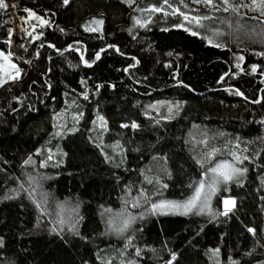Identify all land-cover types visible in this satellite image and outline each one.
<instances>
[{"label":"trees","instance_id":"16d2710c","mask_svg":"<svg viewBox=\"0 0 264 264\" xmlns=\"http://www.w3.org/2000/svg\"><path fill=\"white\" fill-rule=\"evenodd\" d=\"M4 2L0 50L11 43L19 74L0 87V264H105L122 243L107 209L136 192L183 199L232 153L246 171L227 215L216 198L208 217L151 218L126 234L129 252L140 264H208L217 248L264 263V15L220 0ZM188 7L211 19L182 22ZM112 144L121 156L110 160ZM46 147L58 156L41 169ZM60 205L76 211L62 224Z\"/></svg>","mask_w":264,"mask_h":264},{"label":"rangeland","instance_id":"374dc122","mask_svg":"<svg viewBox=\"0 0 264 264\" xmlns=\"http://www.w3.org/2000/svg\"><path fill=\"white\" fill-rule=\"evenodd\" d=\"M187 10H189V12H185L183 13V15H181V13H179L177 10L174 11H177L179 13L182 22L197 27L198 24L192 22V18L196 17L195 11H191L192 8L190 7H188ZM148 12H151V9L148 10ZM185 16L188 17L187 20L185 19ZM6 45H7L5 50L6 52L0 50V87H2L8 82L16 81L19 74V68L17 65V62L19 61L17 59H13L14 56L7 53L9 48L12 49V45L11 43ZM13 77H15V79H13ZM94 127L101 130L103 127L102 121L100 119H97L95 121ZM60 134L61 131H56L54 136L57 137ZM105 148H107L109 152L108 157H110V160H113V157L115 156L117 158L121 156V152L118 149L117 145H113V144L111 146L107 145L105 146ZM37 154L41 156V161L39 164L41 169H43V167L47 165L56 162L57 160L56 158L58 156V152L53 151L47 147L44 148L43 151H37ZM235 157H238V159H236ZM239 161L240 158L235 153L230 154V158L215 159L212 163L208 165L206 170L203 172L199 183L191 191V193L187 197L180 200L168 199L160 195L145 197L142 192H136L137 194L142 195V197L139 198H136L137 194L133 196L126 194L125 195L126 199L122 200V203L120 205H118L115 208H109L104 213V222L106 225V230L115 240H122V243L120 246L111 247V249H109L107 253L101 255L100 259H102L105 264H140L137 257L134 255L135 251L129 252V250H131L132 248L131 246L132 242L131 239L129 238V235L126 236V234L127 233L130 234V232L133 231L134 228H136L137 226L141 225L143 222H146L151 218H155L159 216L208 217L213 213V210L216 208V198H218L219 200V207L221 209V213H224L229 208L232 209L234 207L232 202L234 201L235 204V200L231 195H227L228 188L231 185L240 184L244 178L245 171L243 172V175H240L237 178H234L233 180L225 183L221 176L212 173L210 169L216 167L218 164L227 163L233 165L236 168L244 170L245 168L242 167ZM224 170L227 171L226 169ZM47 180L48 177L41 175L39 181L47 182ZM201 182H203L204 184V188L202 189L201 192V198L199 201H197V207L192 209V211L187 212L186 214H184L183 209H180L175 212L169 211L167 214H161L159 212L153 213L152 211L153 204H159L161 202H166V201L178 202V203H183L188 201L189 199H191L196 195L197 189L200 188ZM29 183H30V187H29L30 191L34 193L32 195H35L34 187L37 184L36 178L34 177L30 178ZM210 185L215 187L216 189L215 192L211 191V188L209 187ZM155 187L157 190L160 191L163 187V184L157 181L155 183ZM221 191L224 194L221 195ZM225 201H228L229 203L226 204ZM53 211L59 224H62L61 222H63V219L71 220L76 213L75 210H73L70 206L67 205L66 206L60 205L59 207H56ZM125 225H127V227H125ZM205 256L207 258L208 264H236L235 260L230 257L223 260L217 248H208L205 252ZM257 264H264V263H257Z\"/></svg>","mask_w":264,"mask_h":264},{"label":"snow or ice","instance_id":"6c2138e0","mask_svg":"<svg viewBox=\"0 0 264 264\" xmlns=\"http://www.w3.org/2000/svg\"><path fill=\"white\" fill-rule=\"evenodd\" d=\"M65 3H68V0H64ZM194 3H203L209 7H217V5L215 4V0H193ZM220 2L224 5L223 7V11L224 12H228L231 11L234 14H238L239 12V8L240 7H249L251 8V10H256L259 11L261 15H264V0H251V5H246L241 3H235L234 0H220ZM165 3H167V0H165ZM7 5L4 2V0H0V8H6ZM161 9L159 8H153L152 11H160ZM25 11H29L28 9H25ZM31 15H34V13H30ZM181 15H183V13H181ZM185 19L187 20L188 17L185 16ZM207 19H211L210 16H203L200 18L197 17H193L192 18V22H195L197 24H200L201 20H207ZM96 23H102V21H95ZM264 23V22H262ZM203 26V25H201ZM242 27V26H240ZM193 35H196L195 32L192 33ZM216 35H220V33H216ZM217 46H221V45H217ZM260 55H264V53H260ZM97 58H99V56H97ZM240 60H243V57H239ZM237 67H239V65H237ZM256 67L255 65L252 66V72L256 71ZM18 74V73H17ZM13 79H15V77H13ZM259 102V101H257ZM125 127H127V125H125ZM133 127H135V125H133ZM236 159H238V157H235ZM224 169H226L227 171H225ZM210 171L212 173H215L218 176H221L223 178V181L225 183L233 180L234 178H237L240 175H243V172L246 171V169L242 170L239 168L234 167L231 164H218L216 167L210 169ZM215 183V182H214ZM211 188L212 192H215V187L210 185L209 186ZM204 188V184L203 182H201L200 184V188L197 189L196 195L194 197H192L191 199H189L186 202L183 203H178V202H171V201H166V202H161L159 204H153L152 205V211L153 213L159 212L161 214H167L169 211H178L180 209H183L184 214H186L187 212L192 211V209L197 207V201L200 200L201 198V192L202 189ZM225 203H229L228 201H225ZM233 206H234V201L232 202ZM228 211H231V208L227 209V211H225L223 214L227 215ZM125 227H127V225H125ZM250 232L254 231L253 229H249ZM2 243V242H0ZM139 254V253H137ZM173 259H175V256H173Z\"/></svg>","mask_w":264,"mask_h":264},{"label":"flooded vegetation","instance_id":"af4514ba","mask_svg":"<svg viewBox=\"0 0 264 264\" xmlns=\"http://www.w3.org/2000/svg\"><path fill=\"white\" fill-rule=\"evenodd\" d=\"M34 26V25H33ZM33 26L31 25L30 27V29H29V32L31 33L32 32V30H33Z\"/></svg>","mask_w":264,"mask_h":264},{"label":"water","instance_id":"95a60500","mask_svg":"<svg viewBox=\"0 0 264 264\" xmlns=\"http://www.w3.org/2000/svg\"><path fill=\"white\" fill-rule=\"evenodd\" d=\"M30 13H32V12H30Z\"/></svg>","mask_w":264,"mask_h":264}]
</instances>
